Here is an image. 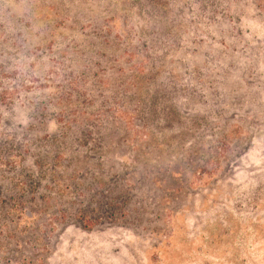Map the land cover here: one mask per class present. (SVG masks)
<instances>
[{
    "label": "rangeland",
    "instance_id": "obj_1",
    "mask_svg": "<svg viewBox=\"0 0 264 264\" xmlns=\"http://www.w3.org/2000/svg\"><path fill=\"white\" fill-rule=\"evenodd\" d=\"M0 264H264V0H0Z\"/></svg>",
    "mask_w": 264,
    "mask_h": 264
},
{
    "label": "trees",
    "instance_id": "obj_2",
    "mask_svg": "<svg viewBox=\"0 0 264 264\" xmlns=\"http://www.w3.org/2000/svg\"><path fill=\"white\" fill-rule=\"evenodd\" d=\"M84 227H89L91 224H83Z\"/></svg>",
    "mask_w": 264,
    "mask_h": 264
}]
</instances>
